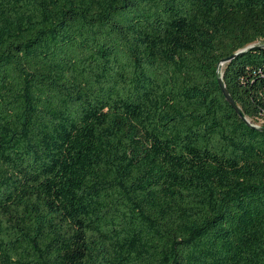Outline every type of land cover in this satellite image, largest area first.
<instances>
[{
    "label": "trees",
    "instance_id": "1",
    "mask_svg": "<svg viewBox=\"0 0 264 264\" xmlns=\"http://www.w3.org/2000/svg\"><path fill=\"white\" fill-rule=\"evenodd\" d=\"M0 264H264V0H0Z\"/></svg>",
    "mask_w": 264,
    "mask_h": 264
},
{
    "label": "water",
    "instance_id": "2",
    "mask_svg": "<svg viewBox=\"0 0 264 264\" xmlns=\"http://www.w3.org/2000/svg\"><path fill=\"white\" fill-rule=\"evenodd\" d=\"M234 55L228 57L226 60L232 58ZM225 60V61H226ZM218 85L220 87V90L222 91L225 99L227 100V102L230 104V106L235 110V112L246 122L249 124V121L248 119H246V117L243 116V114L241 113L240 109L238 108V106L234 103L233 99L230 97L225 85H224V82L222 80V78H219L218 79ZM253 127H256L254 125H252Z\"/></svg>",
    "mask_w": 264,
    "mask_h": 264
},
{
    "label": "rangeland",
    "instance_id": "3",
    "mask_svg": "<svg viewBox=\"0 0 264 264\" xmlns=\"http://www.w3.org/2000/svg\"><path fill=\"white\" fill-rule=\"evenodd\" d=\"M248 121H249L250 123H252L250 120H248ZM252 124H253L254 126H258V127L260 126V125H259L260 123H252Z\"/></svg>",
    "mask_w": 264,
    "mask_h": 264
}]
</instances>
